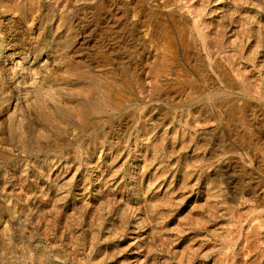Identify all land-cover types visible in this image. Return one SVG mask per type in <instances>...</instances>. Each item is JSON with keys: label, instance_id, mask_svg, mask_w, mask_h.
<instances>
[{"label": "rangeland", "instance_id": "374dc122", "mask_svg": "<svg viewBox=\"0 0 264 264\" xmlns=\"http://www.w3.org/2000/svg\"><path fill=\"white\" fill-rule=\"evenodd\" d=\"M180 1L0 0V264H264V0Z\"/></svg>", "mask_w": 264, "mask_h": 264}, {"label": "bare ground", "instance_id": "6f19581e", "mask_svg": "<svg viewBox=\"0 0 264 264\" xmlns=\"http://www.w3.org/2000/svg\"><path fill=\"white\" fill-rule=\"evenodd\" d=\"M161 1V0H160ZM167 1V0H166ZM182 1V0H181ZM180 1V2H181ZM184 1V0H183ZM182 1V2H183ZM179 2V3H180ZM185 4V3H184ZM187 5V4H186ZM193 5V4H192ZM166 6V5H165ZM176 6H177V4H176ZM172 7H174V6H172ZM185 7V6H184ZM188 7V6H187ZM170 8V7H169ZM176 8V7H175ZM167 10V9H166ZM184 10H187L186 8L184 9ZM194 10V9H193ZM164 11V13H165V10H163ZM178 11V10H177ZM190 11V10H189ZM176 12V11H175ZM179 12V11H178ZM182 12V11H181ZM184 12V11H183ZM194 12V11H193ZM166 13H167V11H166ZM180 14V13H179ZM189 14V13H188ZM185 16V15H184ZM186 16H188V15H186ZM182 17V16H181ZM221 62V61H220ZM218 66H219V64H217ZM230 74V73H229ZM87 91H88V94H89V99L91 100V101H89L88 99H87V102H86V104H85V106L83 107V109H82V111L84 112V111H89V110H93V109H95L96 107H95V103L93 102V100H92V96H90L91 94H90V92H91V87H89L88 89H87ZM90 91V92H89ZM100 92V91H99ZM111 93V92H110ZM109 94V93H108ZM112 94V93H111ZM102 95V94H101ZM110 96V95H109ZM85 98V97H84ZM101 98H102V96H101ZM78 124V123H77ZM87 124V123H86ZM89 124V123H88Z\"/></svg>", "mask_w": 264, "mask_h": 264}]
</instances>
